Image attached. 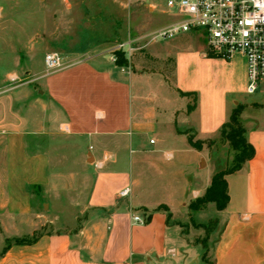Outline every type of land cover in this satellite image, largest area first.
<instances>
[{"label": "crops", "instance_id": "1", "mask_svg": "<svg viewBox=\"0 0 264 264\" xmlns=\"http://www.w3.org/2000/svg\"><path fill=\"white\" fill-rule=\"evenodd\" d=\"M150 4L161 6L153 0ZM163 14L168 19L163 26L175 20L166 8ZM182 35L192 37L191 32L182 33L168 45L175 56L171 81L161 72L120 68L107 59L109 48L92 50L85 37V44L68 56L72 65L39 81L45 93L29 108L38 111V121L48 118L86 143L93 184L79 227L42 232L30 243L11 245L8 239L32 237L45 220L27 210L15 214L21 204L13 197L26 196L25 190L0 188L1 196L11 197L10 203L0 204V264H264V118L254 113L249 117L250 106L242 118L255 154L225 176L229 202L223 210L216 208L223 223L209 262L203 257L205 249L193 241V231H183L186 218L202 216L213 204L189 208L217 172L204 146L193 147L186 131L203 141L220 135L238 94L247 92L248 75L242 54L230 60L214 57L186 37L184 42ZM34 53L30 59L36 69ZM191 59L211 67L207 82L200 74H185ZM143 83H155L154 95L143 90ZM23 121L28 123L29 117ZM179 143L181 148H168ZM177 157L180 167L174 181L161 160ZM37 159L38 164L46 162ZM192 166L210 173L198 177L190 172ZM134 215L144 222L134 221Z\"/></svg>", "mask_w": 264, "mask_h": 264}, {"label": "rangeland", "instance_id": "2", "mask_svg": "<svg viewBox=\"0 0 264 264\" xmlns=\"http://www.w3.org/2000/svg\"><path fill=\"white\" fill-rule=\"evenodd\" d=\"M153 1L161 6L151 5L150 0H0V188L27 192L26 196L13 197V202L21 204L14 212L27 210L34 218L44 219L45 224L35 233L79 227L86 216L85 205L93 184V161L87 158L86 143L64 126H54L48 118L38 121V111L28 106L36 104L40 94L45 93L39 81L53 73L45 65L46 55L58 54L62 68L69 67L74 62L69 54L85 44V37L92 50L109 48L107 59L110 56L120 68L161 72L171 81L175 56L168 45L174 39H153L151 32L168 21L163 14L167 0ZM201 33L193 31L192 37L180 38L184 42L188 38L205 52L207 42ZM33 53L36 69L30 59ZM121 60L123 64H117ZM184 68L185 74H200L205 82L211 75V67L197 60L191 59ZM141 86L154 95L155 83ZM238 99L239 104L253 109H247L249 117L254 113L264 118V88L253 94L241 91ZM193 104L192 95L189 108ZM27 117L29 122L25 124L23 118ZM186 132L188 138L203 143L213 171L232 165L233 154L227 143L218 142L220 135L203 141L191 131ZM180 143L168 148H181ZM37 158L46 162L38 164ZM167 160H161L162 165L175 181L179 159ZM205 166L206 160H202L201 168ZM190 172L205 177L210 170L199 172L192 166ZM10 200L9 195H0L1 205ZM202 213L186 218L188 226L183 231H193V241L207 249L205 259L209 262L223 219L214 204Z\"/></svg>", "mask_w": 264, "mask_h": 264}, {"label": "built area", "instance_id": "3", "mask_svg": "<svg viewBox=\"0 0 264 264\" xmlns=\"http://www.w3.org/2000/svg\"><path fill=\"white\" fill-rule=\"evenodd\" d=\"M166 11L175 20L154 31L153 39L199 30L211 56L230 60L242 54L246 58L247 93L264 88V0H167ZM45 65L49 72L63 67L56 53L46 55ZM133 220L144 222L140 215Z\"/></svg>", "mask_w": 264, "mask_h": 264}, {"label": "trees", "instance_id": "4", "mask_svg": "<svg viewBox=\"0 0 264 264\" xmlns=\"http://www.w3.org/2000/svg\"><path fill=\"white\" fill-rule=\"evenodd\" d=\"M123 60L118 61L117 64H123ZM246 106L242 104H236L232 109L229 120L223 125L220 131V138L218 142L227 143L233 154L232 165L226 169L217 171L213 177L211 184L207 187L203 196L196 198L190 203V208L198 210L204 206L213 203L217 210H223L229 202L228 183L225 178L226 174L235 172L243 167V165L253 158L255 154L254 146L249 142L247 129L243 123L242 113ZM190 144L201 150L203 143H198L192 138H189ZM217 142V141H216ZM35 233L32 237H15L8 239V245L12 243H30L34 241L39 234ZM206 247V246H205ZM207 249L205 248L204 256Z\"/></svg>", "mask_w": 264, "mask_h": 264}]
</instances>
